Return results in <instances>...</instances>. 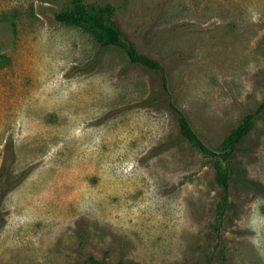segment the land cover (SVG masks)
Masks as SVG:
<instances>
[{
  "label": "rangeland",
  "instance_id": "obj_1",
  "mask_svg": "<svg viewBox=\"0 0 264 264\" xmlns=\"http://www.w3.org/2000/svg\"><path fill=\"white\" fill-rule=\"evenodd\" d=\"M70 1L0 0V264H264V118L223 208L161 74L58 22ZM88 1L116 6L214 149L262 102L264 0Z\"/></svg>",
  "mask_w": 264,
  "mask_h": 264
},
{
  "label": "trees",
  "instance_id": "obj_2",
  "mask_svg": "<svg viewBox=\"0 0 264 264\" xmlns=\"http://www.w3.org/2000/svg\"><path fill=\"white\" fill-rule=\"evenodd\" d=\"M58 22L79 27L102 47L114 46L123 50L133 64L140 65L161 74L163 87L168 94L170 109L178 116L182 138L189 141L207 156L218 158L217 183L223 191V208L227 205L231 182L234 178L232 159L240 144L250 135L259 118H264V98L252 111L247 112L232 129L222 144V151L214 149L201 137L192 125L185 111L172 99L168 90L166 69L157 58L143 52L122 29L118 11L114 4L71 0L70 7L55 14ZM224 165H223V164ZM14 179L10 162L4 161L0 168V201L13 188ZM225 210V209H224ZM224 210L221 212L223 216ZM212 264V263H210Z\"/></svg>",
  "mask_w": 264,
  "mask_h": 264
}]
</instances>
